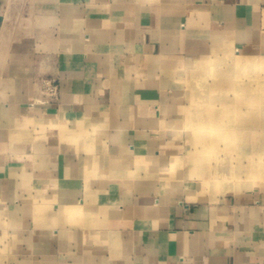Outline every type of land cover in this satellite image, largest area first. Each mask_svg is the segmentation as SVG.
<instances>
[{"label":"crops","instance_id":"crops-1","mask_svg":"<svg viewBox=\"0 0 264 264\" xmlns=\"http://www.w3.org/2000/svg\"><path fill=\"white\" fill-rule=\"evenodd\" d=\"M10 2L0 264H264V189L203 194L167 145L174 74L264 55V0H28L17 34Z\"/></svg>","mask_w":264,"mask_h":264},{"label":"rangeland","instance_id":"rangeland-1","mask_svg":"<svg viewBox=\"0 0 264 264\" xmlns=\"http://www.w3.org/2000/svg\"><path fill=\"white\" fill-rule=\"evenodd\" d=\"M27 1L6 8L14 34L30 13ZM173 78L184 107L168 126L169 173L208 195L264 189V55L227 49Z\"/></svg>","mask_w":264,"mask_h":264},{"label":"built area","instance_id":"built-area-1","mask_svg":"<svg viewBox=\"0 0 264 264\" xmlns=\"http://www.w3.org/2000/svg\"><path fill=\"white\" fill-rule=\"evenodd\" d=\"M44 84L45 85H44L43 89H45V90H47L49 92H53L54 91V88H55L54 83H52L51 81H48V82H45Z\"/></svg>","mask_w":264,"mask_h":264},{"label":"bare ground","instance_id":"bare-ground-1","mask_svg":"<svg viewBox=\"0 0 264 264\" xmlns=\"http://www.w3.org/2000/svg\"><path fill=\"white\" fill-rule=\"evenodd\" d=\"M238 56H240L239 54H238ZM244 90V89H243ZM254 92V91H253ZM242 93V92H241ZM231 101V100H230ZM253 104V103H252ZM247 106V105H246ZM245 110H247V109H245ZM232 112V111H231ZM248 115V114H247ZM252 115V114H251ZM239 122V121H238ZM234 124V123H233ZM235 124H236V122H235ZM241 130V129H240ZM231 132V131H230ZM221 134V133H220ZM231 134H232V132H231ZM222 138V137H221ZM214 139H215V137H214ZM216 169V168H215Z\"/></svg>","mask_w":264,"mask_h":264}]
</instances>
